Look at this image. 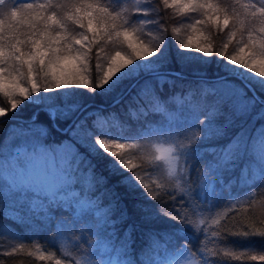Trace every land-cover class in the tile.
Instances as JSON below:
<instances>
[{"label": "snow or ice", "instance_id": "1", "mask_svg": "<svg viewBox=\"0 0 264 264\" xmlns=\"http://www.w3.org/2000/svg\"><path fill=\"white\" fill-rule=\"evenodd\" d=\"M161 4L182 17H200L188 27L201 36L204 33L197 26L241 31L234 50H230L229 44L235 31L227 32L229 42L223 43L219 52L213 51L212 44L198 41L193 45L191 37L177 50L176 59L182 66L193 61L194 49L201 63L215 57L222 71L208 76L206 68H193V80L185 82L182 72L167 67L171 61L166 39L161 38L151 50L134 43L127 27L129 21L117 23L125 10H110L99 0H10V6L9 0H0V93L10 105L0 107V118H7L10 112L26 104L36 109L19 126V132L6 148L12 150L10 155L17 157L21 167L26 159L52 158L71 181L49 196L0 179V212L7 218L5 209L11 210L16 220L30 227H45L53 232L54 240L70 239L71 233H78L73 244L80 245L76 248L79 258H57L55 264H104L103 254L111 255L112 264H217L220 255L264 262V253H220L206 245L193 244L187 233L192 232L194 239L195 232L203 231L204 222L194 226L178 208H170L167 213L160 211L159 195L152 194L146 177L138 171L151 172L154 169H145L146 164L163 161L172 176L177 171L183 173L184 166H188V176L182 177L186 187L169 203L178 204L179 208L192 207L193 214L199 207L196 201L213 196L218 183L226 185L247 179L243 172L227 181L224 178L225 173H234L245 161L255 165L259 177L264 179V3L258 6L251 0H161ZM151 14L159 16L160 9L148 5L134 11V15L144 17ZM73 26L82 31L76 33ZM105 38L114 44H125L127 49L125 54L116 51L107 62V70L93 81L81 70L91 52L89 45L98 47ZM177 80L185 83L178 85ZM70 90L111 98L113 109L121 107L106 111L82 100L68 104ZM184 111L191 114L189 126L197 129L187 143L178 147L158 144L157 155L148 160L138 156L140 164L133 165L126 149H137L138 145L120 141L165 136L172 132V123ZM42 113L48 117L50 128L38 122ZM155 116L166 121L167 126H154ZM110 120L115 125L104 128L102 125ZM53 130L58 138L52 137ZM21 143L25 152L17 153ZM0 160H7L4 151H0ZM202 161L205 171L198 174L202 179L197 183L191 175ZM174 192L176 188L167 195ZM33 197L44 204L39 211L27 202ZM116 209L120 211L118 218L114 217ZM161 216L174 222L164 232L169 241L176 237L178 244L173 245L171 258L159 240L149 245L142 259L117 258L126 255L128 248L115 231L117 223L128 222L125 235L129 239L139 227L147 229L146 235L159 237L161 230L156 224ZM109 228L120 241L119 247L103 239ZM230 235L264 237V231ZM89 236L95 239L90 241ZM181 239L188 243L180 242ZM160 249L165 253L163 259ZM153 251H157L156 256ZM37 254L40 260L54 256L40 252L39 248Z\"/></svg>", "mask_w": 264, "mask_h": 264}, {"label": "trees", "instance_id": "2", "mask_svg": "<svg viewBox=\"0 0 264 264\" xmlns=\"http://www.w3.org/2000/svg\"><path fill=\"white\" fill-rule=\"evenodd\" d=\"M25 2H36V0H25ZM39 2H45V0H39ZM100 4L109 7L110 10L120 12L121 9L125 11L121 13V18L117 21L118 24H123L125 20L129 21L127 27L130 28L131 33L138 40L141 38L146 42L151 43L153 36L147 30L151 27L150 24L141 23L142 16L134 15L135 9H137L138 0H120L119 3L116 0H99ZM148 2L154 7L160 9V15L152 14L156 16L157 24L163 26L165 31L164 39L167 41V54L170 58V63L167 65L169 69L174 72H182L185 76V82L193 80L192 69L193 68H206L207 75L212 76L217 71H222L219 68L216 58L207 60L201 63V59L198 55H193V61L185 66H182L177 62L176 53L178 50V44L185 43L186 31L192 30L188 27L189 24L194 23L198 16L182 17L174 9L165 10L161 4V0H148ZM252 3L260 5L264 3V0H251ZM10 6V0H9ZM231 23V22H230ZM148 27V28H147ZM200 31H203L204 35L198 36V41L201 43L212 44L213 51L219 52L223 43L229 42L227 35L228 31H235L236 35L231 39L229 44L230 50H234V46L241 39V31L238 28H229L226 31H220L216 29H203L197 26ZM176 31H173V30ZM73 30L76 33L82 31L76 26H73ZM129 31V32H130ZM246 33L244 38L246 39ZM90 36V35H89ZM79 38V37H77ZM123 37H121V40ZM160 41H156V45ZM91 52L86 65L83 67L82 74L86 75L88 79L95 80L100 76L101 67L103 62L108 56L115 55L116 51L125 53L127 46L125 44L112 43L105 41L97 45H89ZM177 80L178 85L182 83ZM187 87L192 85L187 84ZM168 89L165 88V94ZM68 103H76L78 101H84L85 103L91 102L92 107H103L106 111L118 110L121 105H117L115 109L112 108L111 98H104L100 96H89L85 90H75L68 92ZM181 102V98H177V103ZM9 102L2 93H0V107H9ZM35 107L30 104L18 109L16 112H10L7 118H0V147L4 144L9 135V126L17 123H24L28 120L32 113L35 111ZM156 121V125L164 124L167 126V122L162 120L159 116L152 117ZM203 119V117H201ZM39 123L51 127L48 117L45 114H41L39 117ZM191 114L188 111H184L183 114L178 116V119L172 123V132L165 136L143 138L138 140H122L121 143L131 144L136 143L137 149H126L129 152L131 163L133 165L140 164L138 156L144 157L146 160L152 159L156 153L155 146L159 144L160 140L168 141L173 140L175 145L186 144L187 138L192 135L197 129L190 127ZM115 125L114 120H110L107 124L102 125L104 128L112 127ZM52 137L58 138V134L53 130ZM169 137V138H168ZM151 167L154 169L151 172H147L142 169H138L140 174L146 177L145 182L149 183L152 194L159 195V202L162 205L160 211L168 212L170 208H178L182 214H187L189 219L193 222L194 226L199 225L200 221H203V231L195 232V238L193 239V233H187L188 238L192 240V243L201 246L206 245L210 249H214L220 253L224 251L233 252L237 255L240 253L260 254L264 253V237L260 236H232L230 233L242 232V231H264V179L259 177L258 169L251 162L245 161L240 165L234 173H225L224 178L227 181L229 177L233 175H240L242 172L247 176L246 180H235L230 184L222 185L217 184L216 192L213 196L203 200L196 201L199 207L196 208L195 214H193L192 207L179 208L178 204L169 203L174 197H178L181 194V188L186 187L182 177H187L189 173L188 166H184V171L181 173L177 171L176 174L170 176L168 174V167L163 161H155L151 165H145L147 169ZM205 171L203 168V161L201 165L192 172V181L199 182L198 174ZM195 186V185H193ZM173 188H176V192L172 195H167ZM45 195V194H40ZM50 194L49 196H51ZM75 195L74 193L72 194ZM33 209L39 211L44 207L41 200L36 198H30L27 201ZM155 210V205H152ZM8 212L7 218H5L3 212H0V264H55V259L64 260L72 257L79 258L76 248L80 245L74 246L73 241L78 239V233H71L70 239H53V232L47 230L43 226H28L19 220L15 219V213L11 210L5 209ZM120 215L119 209L114 211V217L118 218ZM127 224L117 223L116 233L120 236L121 240L128 244L127 254H121L118 259H142L149 251V245L159 240V243L167 248L169 258L174 253V247H178L176 244V237H173L171 241L164 235V232L168 231V228L174 225V222L168 220L166 217H158L156 227L161 230V235L149 236L146 235L147 229L144 227L137 228L129 239L125 234L127 232ZM4 229L7 227L9 233L14 234L17 242H9L4 238ZM3 228V227H2ZM112 229L106 230L103 239L110 240L116 247L120 246V241H117L116 235H112ZM213 233H218L214 236ZM91 241L95 239L89 236ZM182 243L187 244L188 240L181 239ZM48 253H54V256L45 260L38 258L37 251ZM15 249V251H13ZM161 258H164V250H158ZM71 253V257L67 254ZM115 256V253H112ZM153 256L157 255V251L152 252ZM105 256H107L105 258ZM110 254H103L104 264H108L110 261ZM198 260L199 257H196ZM217 259V264H264V262L250 261V260H234L231 257L220 255ZM110 264V263H109ZM112 264V263H111Z\"/></svg>", "mask_w": 264, "mask_h": 264}, {"label": "rangeland", "instance_id": "3", "mask_svg": "<svg viewBox=\"0 0 264 264\" xmlns=\"http://www.w3.org/2000/svg\"><path fill=\"white\" fill-rule=\"evenodd\" d=\"M148 5H150L151 8H154L148 2V0H138L137 8L144 9ZM142 17H143L142 20H150V21H155V19L157 18L156 16H153L152 14L147 17H144V16ZM144 24L151 25V27L149 28L147 27L148 28L147 30L153 36L152 42L151 43L146 42L142 38L141 40L140 39L137 40L133 34L131 38L133 39L134 43L141 44L144 47H147L149 50H151L154 46H156L155 42L157 40L160 41L161 38L164 37L165 31L163 29V26L160 24H157L156 21L155 23H144ZM130 30L131 29L129 28V31ZM189 37L192 38L191 43L193 45H195L199 40L196 31H193V30L186 31L185 43L189 42ZM179 46L180 44H178L177 46L178 49H179ZM193 55H198V53H196L194 49L192 52V56ZM110 58L111 56H108L107 59L103 62L102 67H101L100 76H102L103 72L107 70V66H108L107 62ZM26 86L28 85L26 84ZM68 95L69 93L67 94V98H68ZM68 102L69 101H67V103ZM21 124L22 123H17V124H12L9 126L8 138L5 140L4 144L0 147V151H4L5 156L7 157V160H0V179L8 181L9 184L18 186L20 189H30L32 192L37 193V194H47V195L52 194L53 195L57 189L65 187L71 183V181L68 179V176L65 175L63 168L57 167V161H54L50 157L30 158V159H26L24 161V166L21 167L16 162L17 157L14 155H10L12 150L6 148V146L9 145V143L12 141L13 136L19 132V126ZM159 145H162L164 147H169V146L178 147V145H175V142L170 139L168 141L160 140ZM17 146H20L19 148L16 149L17 153L25 152V147L23 146L22 143L18 144ZM40 151L43 152V149H41ZM60 163L62 164V161H60ZM2 227H1V230L4 232L3 237L6 238L9 242H15V243L17 242L18 244V241L14 240L15 239L14 234L9 233V229H7V227L5 229H4V226ZM106 257L107 256H105V258ZM193 259L197 260L196 257H193ZM110 261H111V258H110ZM109 263L111 264L112 261Z\"/></svg>", "mask_w": 264, "mask_h": 264}]
</instances>
